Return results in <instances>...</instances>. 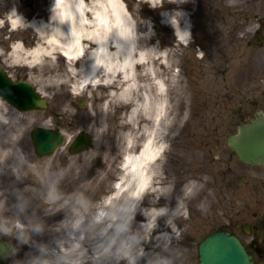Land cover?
<instances>
[{"label": "rangeland", "instance_id": "1", "mask_svg": "<svg viewBox=\"0 0 264 264\" xmlns=\"http://www.w3.org/2000/svg\"><path fill=\"white\" fill-rule=\"evenodd\" d=\"M123 1L139 24L140 33L148 29L154 35V44L166 50V58L173 63L165 75L170 80L172 100L175 102L178 94L184 100L172 107L177 125L163 157L162 176L170 182L173 199H177L178 191L190 193V184L196 185L198 196L187 200V232L171 245V249L180 248L184 253L179 252L178 259L168 261L199 264V244L212 232H237L238 222L264 219V166L245 165L227 144L242 121L250 120L257 108L264 110V41L258 39V33L264 37V0H189L192 41L188 46L180 44L170 21L164 17L161 1ZM54 3L55 0H0V68L14 80L34 82L39 93L44 84L40 77L14 67L10 58L16 43L32 49L51 34L48 27L41 35L26 24L33 20L48 24ZM15 14L26 23L20 30L12 26ZM48 58L45 62H51L57 74L68 64L58 55L52 61ZM65 89L67 102L76 113L74 117L59 113L58 87L40 93L48 100V109L20 113L10 122L15 131H23L27 162L37 164L36 168L27 166L14 178L7 172L12 164L2 162L6 156L1 157L0 152V227L15 233L17 225H23L31 235L29 244L22 246L8 237L16 248L10 264L26 261V254L38 255L36 247L30 245L47 244L53 237L51 229L56 224L59 205L46 202L50 188L43 186L41 178L54 183L62 195L81 192L95 204L104 202L114 192L113 185L120 174L122 114L113 109L110 115L103 114L99 124L88 116L90 109L106 101H96L94 93L105 96L106 88L94 85L85 95L78 96L73 92V82ZM44 123L49 128H59L66 143L59 148V154L40 158L35 154L31 130ZM81 132L93 135L94 145L82 155H70L69 145ZM2 134L6 135L0 128V145L10 149L15 133L8 135L9 141ZM24 182L27 197H23ZM200 202L203 213L196 211ZM50 207L54 214H50ZM37 210L40 216L31 217L30 212ZM36 224L45 226L42 235L30 231Z\"/></svg>", "mask_w": 264, "mask_h": 264}, {"label": "bare ground", "instance_id": "2", "mask_svg": "<svg viewBox=\"0 0 264 264\" xmlns=\"http://www.w3.org/2000/svg\"><path fill=\"white\" fill-rule=\"evenodd\" d=\"M160 1L166 11L164 17L170 21L180 44L189 42L190 13L187 9L190 1L153 0L155 4ZM25 24L20 15H14V29L20 30ZM26 26L41 35H44L46 27L52 32L32 49H27L26 44L16 43L12 49L11 64L37 74L40 83H44L41 93L59 87V113L64 117L76 115L72 112V104L67 102L68 92L65 89L71 82L75 84L78 95H85L94 85L106 88L105 96L93 95L96 101L106 99L104 104H98L88 113L89 118L98 124L103 114L110 115L113 109L122 114L123 159L114 192L106 201L111 203L134 194L143 197L144 209L167 207L168 215L159 220L153 239L144 246L153 253V258L158 256L167 264L170 262L162 251L168 252V258L178 259L179 252H182L180 248L173 250L168 246L163 250L161 241L166 239L157 240L155 237L166 233L168 237L179 239L187 232V200L197 197L198 191L195 184H190V193L178 191L177 199H173L170 182L162 176L163 157L168 152V144L177 125L176 119L172 118V107L175 102L184 101L181 94L176 96L175 102L172 100L170 80L165 75L173 63L166 58V50L154 44V35H150L148 29L140 33L139 24L123 0H55L48 24L33 20ZM57 49L58 52L54 51ZM56 55L59 60L68 61L59 74L51 62H45L48 57L52 61ZM11 110L0 100V128L8 135L14 132L16 139L10 149L1 143L0 152L1 157L6 156L4 162L12 164L9 168L15 175L14 171L19 173L27 168L28 157L23 131H15L10 123L18 112ZM43 126L49 125L44 123ZM53 184L43 186L51 188ZM196 211L203 213L202 202L198 203ZM168 220H172L176 232L168 225ZM136 221L144 222L145 217L137 214ZM181 224L184 229H181Z\"/></svg>", "mask_w": 264, "mask_h": 264}, {"label": "clouds", "instance_id": "3", "mask_svg": "<svg viewBox=\"0 0 264 264\" xmlns=\"http://www.w3.org/2000/svg\"><path fill=\"white\" fill-rule=\"evenodd\" d=\"M142 200V196L132 194L111 203L93 204L81 192L65 196L52 185L46 202L64 209V218L51 229L53 237L49 243L30 245L35 246L39 254H26L27 260L20 264H142L144 261L146 264H167L158 256L153 258V253L144 245L153 239L159 220L168 215L169 209H144ZM49 212L54 214L51 207ZM137 214H142L145 221H136ZM167 223L176 232L172 220ZM17 229L13 233L7 227H0V237H12L21 246L29 244L31 235L24 226L18 224ZM30 231L42 235L46 229L43 224H36ZM169 238L166 233L155 237L157 240ZM15 252L11 239L7 243L0 239V258H10Z\"/></svg>", "mask_w": 264, "mask_h": 264}, {"label": "water", "instance_id": "4", "mask_svg": "<svg viewBox=\"0 0 264 264\" xmlns=\"http://www.w3.org/2000/svg\"><path fill=\"white\" fill-rule=\"evenodd\" d=\"M0 94L21 110L47 107L46 100L40 98L32 84L12 81L1 68ZM32 136L36 150L41 155L52 153L65 141L59 131L43 128H35ZM90 145L91 137L82 134L72 145L71 151L85 150ZM229 145L245 163L264 165V114L243 123L239 132L229 138ZM199 251L201 264H254L240 240L229 232L213 233L201 243Z\"/></svg>", "mask_w": 264, "mask_h": 264}, {"label": "flooded vegetation", "instance_id": "5", "mask_svg": "<svg viewBox=\"0 0 264 264\" xmlns=\"http://www.w3.org/2000/svg\"><path fill=\"white\" fill-rule=\"evenodd\" d=\"M6 158L3 159L5 161ZM7 164L8 161H7ZM63 203V201H61ZM58 214L56 213V223L61 221L64 218L65 210L58 207ZM41 211L43 209L41 208ZM40 211L30 212L31 217H38L40 216ZM251 235H243L241 238L245 243L248 250L253 254L256 264L264 263V219L256 220L255 222H251ZM2 240H8V237H0Z\"/></svg>", "mask_w": 264, "mask_h": 264}]
</instances>
